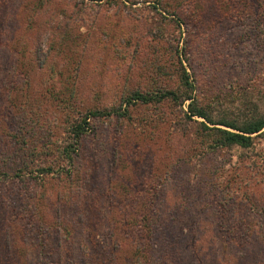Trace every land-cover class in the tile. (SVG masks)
<instances>
[{
	"label": "rangeland",
	"instance_id": "374dc122",
	"mask_svg": "<svg viewBox=\"0 0 264 264\" xmlns=\"http://www.w3.org/2000/svg\"><path fill=\"white\" fill-rule=\"evenodd\" d=\"M178 54L199 105L264 112V0H0V264H264V136L211 149L190 100L89 114L182 94Z\"/></svg>",
	"mask_w": 264,
	"mask_h": 264
},
{
	"label": "trees",
	"instance_id": "16d2710c",
	"mask_svg": "<svg viewBox=\"0 0 264 264\" xmlns=\"http://www.w3.org/2000/svg\"><path fill=\"white\" fill-rule=\"evenodd\" d=\"M178 57L180 58L179 54ZM181 70L179 72L180 83L186 90L182 94L177 91L168 90H135L128 96L124 97L122 103L118 106L112 107L109 110L92 111L89 114L123 116L128 112V108L135 104H152L160 103L166 99L181 100L185 103L186 100H190L187 110L185 111L187 117L198 116L204 118L198 122V127L202 132L201 138L202 144L210 145L211 149H218L221 147H241L249 148L254 145L255 139L264 136V112H255L245 114L243 117L230 116L226 113L216 116L211 110L201 106L197 103L192 93L189 90L194 89L193 80L187 68L185 67L182 59H179ZM89 122L87 116L84 115L82 120L73 125L72 129L68 130V138L65 144L62 146V157L65 159V167L69 165L73 160V155L76 152L79 142L82 136L88 131ZM48 169V168H46ZM3 175V179L7 178L8 174L0 172V178ZM255 264L254 260L248 256V262ZM139 264V263H138ZM142 264V263H140Z\"/></svg>",
	"mask_w": 264,
	"mask_h": 264
}]
</instances>
